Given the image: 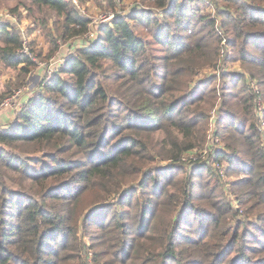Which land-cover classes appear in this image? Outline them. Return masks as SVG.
<instances>
[{"label": "trees", "instance_id": "obj_1", "mask_svg": "<svg viewBox=\"0 0 264 264\" xmlns=\"http://www.w3.org/2000/svg\"><path fill=\"white\" fill-rule=\"evenodd\" d=\"M104 1L95 0L107 10L118 0ZM27 2L52 46L72 40L75 53L65 76L53 75L11 128L0 127V264H264V0H213L215 14L185 0H147L151 7L128 16L117 7L96 38H87L91 19L71 1ZM152 42L167 50L159 65ZM22 46L19 29L0 19V60L27 73ZM223 46L256 87L240 70L219 72L220 91L202 84L216 75L191 84L194 67L215 68ZM107 68L123 77L120 99L99 78ZM217 98L224 145L214 157L240 173L231 183L236 206L210 164L191 168L209 175L198 179L181 161L204 148ZM28 143L47 156H20ZM185 211L198 219L186 221L190 230Z\"/></svg>", "mask_w": 264, "mask_h": 264}, {"label": "rangeland", "instance_id": "obj_2", "mask_svg": "<svg viewBox=\"0 0 264 264\" xmlns=\"http://www.w3.org/2000/svg\"><path fill=\"white\" fill-rule=\"evenodd\" d=\"M29 1V0H27ZM26 2L28 6H31L35 13H31L27 7L23 4V0H0V19L7 20L12 22L16 28L19 29L21 33V38L23 40V46L21 52L26 53L31 60L30 70L27 73H22L20 70V65L17 66H7L0 60V127H12V124L17 119L18 112L28 103L31 98L42 89L43 83L49 80L53 75L65 76L66 74L61 71L62 67L66 66V63L71 59L72 55L75 53L74 45L71 47L70 42L61 43L57 41L58 47L54 48L52 46L51 41L47 37L48 27H44L40 20V13L35 9V6L30 5L29 2ZM106 4V1L99 0ZM180 1V0H177ZM189 2L190 5L195 7H200L204 12H210L215 14V5H213V0H185ZM97 2V1H96ZM95 0H77L76 6L81 13L89 16L91 19V27L90 34H88L87 38H96L99 24L104 22H108L110 18H112V11L116 13V8H120L118 11L122 16H128L129 14H133L135 10H146L149 7V3L147 0H118L117 5H115V9H107L105 7H100ZM106 6V5H105ZM155 13L159 16L162 15V9L158 7H154L153 9ZM114 16V15H113ZM138 19V17H137ZM133 22L134 19L131 18ZM136 23V22H135ZM50 25V24H49ZM135 30L140 34L145 36L146 38L150 37V31L145 26L141 24H136ZM78 43L77 41L74 42ZM153 48L151 52L155 55V59H151L156 64H161V60L157 59L160 54L166 52V49H161V45L158 43L152 42ZM54 48V49H53ZM221 56L216 62V67L213 68V65L210 66H199L194 67L193 75H192V85L197 83L196 81L200 80H208L212 75H216V80L210 82L205 81L202 84L207 86V90L210 87H215L220 91L222 87L223 79L220 77L219 72L223 71V73H235L237 71H246L247 77V85L256 87L255 79L248 74L250 71L246 70L245 67L241 66L240 61L232 60L234 56V51L230 48H225L224 46L221 49ZM232 56V57H231ZM108 66V65H107ZM100 72V80L106 86L107 91L118 98L119 92L123 91L124 88L120 86L121 75L116 74L115 69L107 68L105 71ZM159 72H162V69H159ZM115 75H118V78H114ZM199 80V81H200ZM242 82H239L237 86H241ZM129 87V85H127ZM132 86V85H131ZM202 86V85H201ZM237 86H233L232 90H235ZM133 87V86H132ZM205 88V87H204ZM218 94V93H217ZM120 99V98H118ZM1 102H4L1 104ZM185 102V99L182 100V104ZM115 106L117 108H123V105L117 103ZM220 106L219 99L215 100L214 106L209 109V118L206 125V139L208 140L205 143L204 148L197 149L192 154H185L184 158L181 161L185 162L187 166V170L185 172L191 173L192 178L198 179H207L208 173L205 169L201 171H193L191 168L195 166V164L207 163L213 167V170L217 173L218 179L217 182H221L224 185V188L227 190V200H231L233 206L238 205V202L233 199V186L232 181L240 175V173L233 171L231 166L228 165L227 161L224 158H215L219 151L223 150L224 142L221 140L222 130L218 127V120H220L219 116L220 112L217 108ZM228 119V117H224ZM264 124V121H261ZM124 130H127L125 127ZM220 131V132H219ZM129 132V131H127ZM114 134L107 135V143L112 141ZM18 150V154L20 156H47V153L42 151L41 147H38L35 144H21L16 149ZM71 155V151H67L64 156ZM72 156V155H71ZM190 158L189 162L187 158ZM49 161V160H47ZM32 165L38 168L40 166L37 162H32ZM162 164H168L169 161L165 160L161 162ZM189 167V169H188ZM173 172H177L176 168H171ZM16 175V174H15ZM15 178V177H14ZM17 179H19L17 177ZM136 179L135 181H137ZM214 178L212 179V181ZM13 181L15 189H20L22 184ZM23 182V180H22ZM137 183H134L136 186ZM232 192V193H231ZM226 194V193H225ZM146 195V194H145ZM144 195V196H145ZM135 195L131 196V199L134 200ZM218 198H221L218 195ZM109 202H114L113 199H109ZM117 206V205H115ZM121 206V205H120ZM116 207H112L111 210ZM122 209H124L122 207ZM108 210L105 208L103 212ZM110 210V209H109ZM108 219V217H107ZM191 220L192 223L198 222L197 217H195L194 213L191 211L184 212V219L182 220L184 223L182 225L187 226L188 230L192 229L191 223H187L186 221ZM186 229V230H187ZM185 230L183 228L180 230V233L184 234ZM90 260V257H89ZM102 263L110 261V255H105L102 257ZM92 263V262H90ZM165 264H174L172 261H166ZM250 264V262H247Z\"/></svg>", "mask_w": 264, "mask_h": 264}, {"label": "built area", "instance_id": "obj_3", "mask_svg": "<svg viewBox=\"0 0 264 264\" xmlns=\"http://www.w3.org/2000/svg\"><path fill=\"white\" fill-rule=\"evenodd\" d=\"M69 1H71L73 4H77V0H69ZM4 102H1V104H3Z\"/></svg>", "mask_w": 264, "mask_h": 264}]
</instances>
